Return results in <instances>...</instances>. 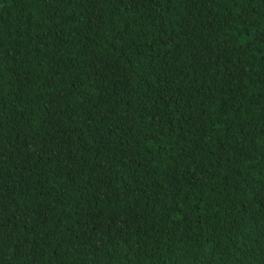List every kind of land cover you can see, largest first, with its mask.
Instances as JSON below:
<instances>
[{
    "label": "trees",
    "instance_id": "obj_1",
    "mask_svg": "<svg viewBox=\"0 0 264 264\" xmlns=\"http://www.w3.org/2000/svg\"><path fill=\"white\" fill-rule=\"evenodd\" d=\"M0 264H264V0H0Z\"/></svg>",
    "mask_w": 264,
    "mask_h": 264
}]
</instances>
